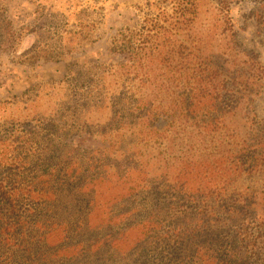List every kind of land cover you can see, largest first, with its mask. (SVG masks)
Returning a JSON list of instances; mask_svg holds the SVG:
<instances>
[{
  "label": "rangeland",
  "instance_id": "rangeland-1",
  "mask_svg": "<svg viewBox=\"0 0 264 264\" xmlns=\"http://www.w3.org/2000/svg\"><path fill=\"white\" fill-rule=\"evenodd\" d=\"M196 1L193 33H198V44L218 56L219 65L227 70L235 40L229 46L228 42L234 31L264 69V0ZM177 2L0 0V181L9 179L24 189L33 183L42 186L41 176L52 175L50 183L57 189L50 188L58 191L55 196L34 194L32 198L23 191L21 212L29 217L28 230L36 236L32 237L33 251L29 259L15 242L17 246L0 249V264H25L26 260L34 264H126L132 260L123 258L120 251L108 255L103 249L77 258L68 250L65 260L44 252L54 253L56 247L78 242L88 246L107 232L126 229L128 237L123 241L119 236L120 249H128L142 229H130L131 225L145 219L157 223L151 227H163V232L172 227H224L213 219L197 225L188 210L194 205L191 200L201 198L189 188L212 187L223 178L220 168L197 174L199 165L192 160L196 150H201L200 158L212 153L207 152L215 145L212 137H205V144L200 143L203 137L189 141L184 122L133 111L138 93L145 91L142 74L136 66L126 75L127 70L119 66L123 60L117 51L126 49L123 36L130 35L132 51L139 53L146 34L168 25L166 19L175 13ZM6 23L10 28L7 39ZM262 77V94L249 117L264 124ZM246 130L252 134L250 127ZM14 165L22 168L15 169L18 174L10 171ZM72 167L78 173L74 180ZM179 182L186 184L188 194L174 188ZM59 184L65 185V191L61 192ZM230 189L236 193L226 195L234 193L233 200L240 196L253 207L228 217L219 214L223 222L231 219L225 227L237 230L235 212H241L240 217L243 212L249 216L264 212V177L245 174ZM177 203L180 210H174ZM184 209L190 216H177ZM42 233L52 235L49 242L44 243ZM148 260L150 264L157 261L151 252Z\"/></svg>",
  "mask_w": 264,
  "mask_h": 264
},
{
  "label": "trees",
  "instance_id": "trees-1",
  "mask_svg": "<svg viewBox=\"0 0 264 264\" xmlns=\"http://www.w3.org/2000/svg\"><path fill=\"white\" fill-rule=\"evenodd\" d=\"M173 1H178L177 9L166 19L168 25L158 29L161 33L156 31L153 35L146 34L143 49L139 53L132 51L130 35L123 36L122 42L126 49L117 51L123 60L119 66L127 70L126 75H131L136 66L140 70L139 75L142 74L140 82L145 91L138 93L140 97L135 100L137 105L134 103L133 111L140 110L149 117L163 114L167 119L184 122V135L189 141L203 137L200 143L205 144V137H212L215 145L211 151L207 150L212 153L200 158L199 153L202 152L196 150L192 160L199 165L197 174H201L202 170L220 168L219 175L223 174V178L212 187L189 188L191 192L197 191L194 193L201 198L191 200L194 205L191 204L193 208L189 207L191 210H188L194 215L197 225L213 219L214 223L224 224V227H172L163 232V227H151L157 223L152 224L150 219H145L131 225L130 229H142L140 237L129 244L128 249H120L122 245L119 236L124 241L128 237L126 229L123 233L107 232L103 239H96L88 246L82 242L64 244L54 248V253L45 251L44 255L54 256L53 259L60 256L65 260L68 250L80 258L84 254L104 249L108 255L120 251L123 258H131L132 262L126 264H150L149 252L157 260L153 264H264V212L260 216L255 211H251L255 214L250 216L248 212H243L241 217V212H235L238 221L233 225L237 230L225 227L231 223V219L223 222L220 218L221 212L223 217H228L227 214L234 211H249L253 208L252 204H246L248 201L242 200L240 196L233 200L236 191H231L232 184L240 181L245 174L248 176L256 173L264 177V124L257 117L252 120L249 117L255 110L256 99L262 94L261 80L264 73L261 71L264 69L255 52L246 49L237 39V34L231 31L234 35L230 37L228 46L233 40L235 45L228 56L231 65L224 70L218 63V56L199 45L198 33L197 37L193 33L198 14L197 1ZM9 34V24L6 23V39ZM145 92L146 97H143L142 93ZM249 127L252 134L246 130ZM191 145L196 146V143ZM15 160L20 162L21 157L17 156ZM16 168L22 170L14 165V170L10 171L14 173ZM70 170L74 180L78 174L77 168L72 167ZM19 171H15V174ZM51 177L43 175L42 186L37 187L33 183L24 189L18 183H10L9 179L0 181V249L17 246L14 244L16 242L19 243L18 247L24 248L30 259L33 251L31 242L36 236H32V230H28L29 217L21 212L22 193L27 191L28 198L34 194L40 197L55 196L58 191L50 188H56V184L50 183ZM180 184L183 183H177L174 188H181L183 193L188 194L186 184ZM59 187L61 192L65 191V185L59 184ZM207 191L210 193H205ZM226 192L234 193L226 195ZM179 205H173L174 210H180ZM186 210L177 216L186 218ZM248 218H251L250 221H247ZM61 226L53 224V227ZM40 236L45 243L49 242L52 235L42 233ZM70 259L72 261L75 258ZM25 264L34 262L26 260ZM62 264L67 263L62 261Z\"/></svg>",
  "mask_w": 264,
  "mask_h": 264
}]
</instances>
